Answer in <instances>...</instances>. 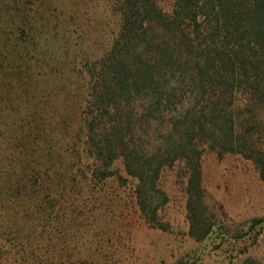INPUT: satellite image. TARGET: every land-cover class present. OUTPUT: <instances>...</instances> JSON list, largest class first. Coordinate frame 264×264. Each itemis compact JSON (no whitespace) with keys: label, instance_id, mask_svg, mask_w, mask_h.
I'll use <instances>...</instances> for the list:
<instances>
[{"label":"rangeland","instance_id":"374dc122","mask_svg":"<svg viewBox=\"0 0 264 264\" xmlns=\"http://www.w3.org/2000/svg\"><path fill=\"white\" fill-rule=\"evenodd\" d=\"M118 27L114 0H0V175L21 174L18 161L27 175L46 161L62 180L43 233L31 207L2 197L0 264H264V224L250 228L264 218V180L252 161L203 148L200 210L211 236L200 240L189 233L180 162L161 170L168 199L154 221L141 213L121 159L99 174L80 115L90 103L89 67L106 56ZM37 112L47 131L30 144L21 137ZM149 119L140 143L164 146L170 117L159 110Z\"/></svg>","mask_w":264,"mask_h":264},{"label":"trees","instance_id":"16d2710c","mask_svg":"<svg viewBox=\"0 0 264 264\" xmlns=\"http://www.w3.org/2000/svg\"><path fill=\"white\" fill-rule=\"evenodd\" d=\"M114 3L118 33L106 56L88 70L90 103L80 115L85 146L103 177L122 160L136 182L138 207L151 221L168 199L158 184L161 170L183 164L189 233L197 240L211 236L200 210L203 148L241 155L264 180V0ZM159 110L170 117L168 147L148 149L140 143L141 121L150 125L149 115ZM36 116L21 137L30 144L47 131L43 114ZM44 162L35 161L30 171L37 173L27 175L28 165L18 161L21 174L0 175V201L11 197L31 207L42 233L62 181L47 173ZM262 224L264 218H254L250 228Z\"/></svg>","mask_w":264,"mask_h":264}]
</instances>
